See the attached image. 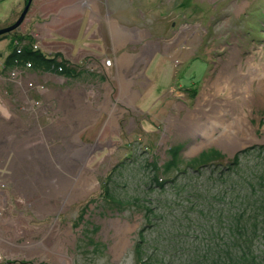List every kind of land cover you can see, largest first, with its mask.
<instances>
[{
	"label": "rangeland",
	"instance_id": "374dc122",
	"mask_svg": "<svg viewBox=\"0 0 264 264\" xmlns=\"http://www.w3.org/2000/svg\"><path fill=\"white\" fill-rule=\"evenodd\" d=\"M26 6L22 23L0 34V57L12 46L9 55L21 57L30 48L59 62L51 68L66 74L65 58L55 50L57 41L67 39L52 34L42 38L41 28L58 19L62 27L63 23L77 25L68 32L71 39L77 33L84 36L83 27L95 22L89 16L94 6L110 11L112 18L121 17L132 28L141 27L137 31L143 37L126 47L138 57L126 76L128 99L120 104L125 105L124 116L89 147L92 152H10L11 162L19 165L17 172L29 169L42 186L0 192L1 264H140L135 246L138 232L146 225L139 205L144 199L153 198L159 213L170 209L167 200L178 194L184 197L188 188L207 184L211 177L221 175V181L228 173L239 182L246 172L255 177L264 174V79L251 73L254 67L264 74V0H0V29L15 23ZM71 9L72 16H66ZM19 33L21 37L14 40L12 35ZM41 44L53 47L52 53H44ZM21 61L24 71L18 65ZM21 61L15 60L10 80L22 82L27 71L46 65ZM112 62L105 58L106 65ZM224 75L234 83L233 89L224 86ZM240 76L246 81L237 89ZM248 80L252 83L247 85ZM25 84L20 108L33 114L42 103L31 92H45L48 84L34 79ZM228 97L238 100L233 103L235 114L249 121L239 132L245 143L237 147L217 139L225 131L232 133L229 125L236 115L231 107L223 108ZM215 105L231 118L223 124L204 118ZM193 115L199 122H190ZM172 152H180L181 158L177 167L166 170ZM203 154L216 159L206 160ZM48 168L57 170L59 178L77 179L78 186L60 188L55 177L51 176L54 182L43 178ZM157 174L164 188L155 183ZM109 186L113 199L107 198ZM155 225L147 230L149 238L158 232Z\"/></svg>",
	"mask_w": 264,
	"mask_h": 264
},
{
	"label": "crops",
	"instance_id": "0c3cea01",
	"mask_svg": "<svg viewBox=\"0 0 264 264\" xmlns=\"http://www.w3.org/2000/svg\"><path fill=\"white\" fill-rule=\"evenodd\" d=\"M68 11L66 16L71 17L74 9ZM89 13L95 22L92 25L88 22V25L83 27L86 33L84 36L77 33L73 34L72 39L68 32L72 27L74 30L78 29L77 25L63 23L65 26L62 27L58 19L50 24L45 23L44 26V21L40 22L42 38L52 34L67 39L66 42L57 41L59 49L55 50L65 58L66 74L44 65L42 69L29 70L23 74V80L20 79L22 82L10 80L9 71L15 68L17 63L15 60L7 63L6 61L13 46L0 57V192L18 186H42L37 177H32L29 169H19L21 174L16 177L19 165L11 162L10 152H92L89 147L95 145L101 135L112 131L115 128L113 126L124 116L122 110L125 105L123 107L120 104L128 99V90L124 86L126 76L131 63L138 57L137 52L130 53L126 47L129 41L142 39V32L137 31L141 27L132 28L119 16L112 18L110 11H102L99 6H94ZM85 16L84 11L81 17ZM79 20L82 21L80 17ZM64 30L67 34H64ZM20 35L19 33L12 36L15 40L16 36ZM29 38L35 40L32 36ZM68 39L72 40V44H69ZM41 48L46 54H51L54 49L48 44H41ZM105 58H112V64L106 65ZM8 63L10 67L7 69ZM18 65L21 70L25 68L23 62ZM29 79L45 81L48 84L45 92H31L30 96L42 103L33 109V114L20 108L27 90L25 80ZM133 91L136 92H130ZM41 173L44 175V170ZM45 173L48 176L43 178L53 181L52 177H55V183L61 182L60 188L78 186L77 179L74 182L72 178L65 180L63 176L57 177L58 171L55 169L48 168ZM38 174L39 171L36 175ZM26 178L29 179L28 182ZM8 179H11L13 184H10ZM6 182H9V187ZM45 184H48L46 180Z\"/></svg>",
	"mask_w": 264,
	"mask_h": 264
},
{
	"label": "trees",
	"instance_id": "16d2710c",
	"mask_svg": "<svg viewBox=\"0 0 264 264\" xmlns=\"http://www.w3.org/2000/svg\"><path fill=\"white\" fill-rule=\"evenodd\" d=\"M20 57L13 52L8 62L23 59L48 67L59 63L30 48ZM180 158V152H172L166 170L177 167ZM220 176L211 177L207 184L187 187L184 197L178 194L167 200V211L158 213L153 198L139 204L146 223L138 232L135 246L140 264H264V174L255 177L253 172H246L240 174L239 182L228 173L224 180L220 181ZM154 177L157 186L164 188L159 174ZM108 189L107 198L113 199L110 186ZM154 225L158 232L149 238L147 230Z\"/></svg>",
	"mask_w": 264,
	"mask_h": 264
},
{
	"label": "bare ground",
	"instance_id": "6f19581e",
	"mask_svg": "<svg viewBox=\"0 0 264 264\" xmlns=\"http://www.w3.org/2000/svg\"><path fill=\"white\" fill-rule=\"evenodd\" d=\"M20 61V60H19ZM226 68V67H225ZM224 68V69H225ZM257 68V67H256ZM255 68L253 67L252 68V74H257V79L259 80V79H264V74H262V70L260 69V68H257L256 70H254ZM225 72L223 71V74H224ZM222 74V75H223ZM228 76V75H227ZM223 78H224V81L226 82L225 84H224V86H233L232 87V89L234 88V86L235 85H233L234 83L230 80L229 81V77H226L225 75L224 76H222ZM241 77V78H240ZM240 77H238L237 78V82L235 83L237 86H236V88L237 89H239L240 88V86L242 85V82H244V81H246V78H244V77H242V76H240ZM262 77V78H261ZM228 78V79H227ZM253 80V79H252ZM252 80H248V83H247V85L248 84H251L252 83ZM256 80V79H255ZM238 84L240 85V86H238ZM226 86V87H227ZM246 86V85H245ZM227 89V88H226ZM240 92V91H239ZM245 97V96H244ZM243 98V97H242ZM230 99H232V100H230ZM243 99H246V97L245 98H243ZM242 99V100H243ZM226 101H228V102H226V105L224 104L223 105V108L225 107V108H230L231 107V112H232V114L234 113L235 114V112H236V108H235V106L233 105V103H234V101L236 102V101H238L237 99H233V98H229L228 97V99L226 100ZM221 105V104H220ZM232 105V106H231ZM242 107V106H241ZM223 108L221 109V107H217V105H215V107H213V109L211 110V113L212 114H209V115H203V117L204 118H206L207 120H210V119H213L214 120V122L213 123H215V124H223V123H225L226 121H228L229 120V118H231V117H229V116H231V114L230 115H228V114H222V112H221V110H223ZM207 114V113H206ZM236 116L234 117V119H233V122H232V124L231 125H229L230 126V129L232 130V133L231 134H227V133H230L229 131H225V132H223V134L220 136V137H218L217 139H218V141H222L223 143H225L226 144V142H228L229 144H232V145H234V146H238V145H242V144H244L245 142L242 140V138L239 136V132H242V131H244L245 130V124L246 125H248L247 124V122H249L248 121V119L246 118V117H244V116H242V115H239V114H235ZM197 118V116L196 115H193V117H192V119L193 120H191L190 122H192V123H195V122H199V120H200V118H198V119H196ZM211 122V121H210ZM207 123V122H206ZM197 124V123H196ZM235 124H237V128H236V126H235ZM184 126H182L183 128H185V126L187 127L188 125L187 124H183ZM215 127V126H214ZM247 128V127H246ZM216 130H218L216 127H215V129L213 130L214 132L216 131ZM213 135V134H212ZM256 135V134H255ZM256 138V140L258 139V137L257 136H255ZM247 139V138H246ZM254 140V139H253ZM247 141V140H246Z\"/></svg>",
	"mask_w": 264,
	"mask_h": 264
},
{
	"label": "water",
	"instance_id": "95a60500",
	"mask_svg": "<svg viewBox=\"0 0 264 264\" xmlns=\"http://www.w3.org/2000/svg\"><path fill=\"white\" fill-rule=\"evenodd\" d=\"M28 9H29V6H26L25 9H24V11L22 12L20 18L15 23H13L10 26H7L5 28L0 29V34H3V33H6V32L11 31L13 29H16L22 23V21L24 20L25 15H26Z\"/></svg>",
	"mask_w": 264,
	"mask_h": 264
},
{
	"label": "built area",
	"instance_id": "2783aa9c",
	"mask_svg": "<svg viewBox=\"0 0 264 264\" xmlns=\"http://www.w3.org/2000/svg\"><path fill=\"white\" fill-rule=\"evenodd\" d=\"M108 63L110 64V63H111V61H110V60H108ZM14 74H15V72H14Z\"/></svg>",
	"mask_w": 264,
	"mask_h": 264
}]
</instances>
